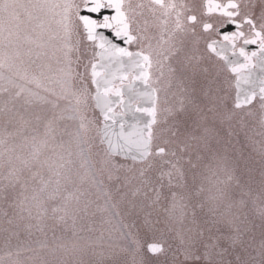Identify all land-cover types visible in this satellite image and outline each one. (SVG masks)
Segmentation results:
<instances>
[{
  "label": "snow or ice",
  "instance_id": "1",
  "mask_svg": "<svg viewBox=\"0 0 264 264\" xmlns=\"http://www.w3.org/2000/svg\"><path fill=\"white\" fill-rule=\"evenodd\" d=\"M155 5L165 9V16L178 7L175 3L165 4L164 0H155ZM81 7L92 13L110 8L114 9L115 15H106L103 21H98L81 15ZM179 7L182 11L176 13L174 28L169 31L165 20V28L156 38L154 46V37L148 34L146 27L147 21L145 28L137 29V34L133 35L134 16L130 13H134L135 9L131 4L125 5L124 0H83L82 4H77L74 0L55 4L30 0H0V69H7L11 73L5 77L6 84L19 87V91L12 98L25 92L29 96H38L30 88L16 85V79H19L35 84L37 88L42 87L56 96L54 108L59 107V101H65V108L61 109L58 118L63 119L64 113L69 112L70 119L79 120L74 142L77 154L82 158L81 168L86 167L93 149H97L96 155L102 165L101 172L109 181L115 180L121 188H128L133 197L141 190L146 198L153 192L156 196L153 203L160 199L162 193L156 189V185L164 176L168 177L169 185L175 179L177 186L187 187L186 165L189 170H193V179L194 170L201 166L210 171L213 164L216 170H229L231 166L234 171L244 165L241 156L229 152L234 134L231 124L238 111L247 107V115H252V109L258 103L262 114L261 123L264 125V0H230L227 5L208 0L205 5L207 14L220 11L225 19L219 24L230 22L236 25V31L223 33L222 41L225 43L219 48L217 45L221 41L212 38L213 33L216 36L221 35L219 24L214 28L203 15H197L195 4ZM48 15L58 17V31L49 35L45 41V33L50 27L45 26V17ZM80 23L83 24L87 41L94 45L91 58L88 57L89 49L81 46ZM201 26L203 31L200 30ZM244 26L248 28L247 33L242 30ZM97 28L112 29L115 36L122 38L126 44H137L138 50L130 51L127 47L112 43L103 34H98ZM177 33L182 36L179 41L176 39ZM53 39L59 41L53 52L59 68L55 77L46 84L25 65L21 48L25 44L29 45L26 53L31 56V45H35L38 49L35 55L39 59L47 56L43 49ZM241 40L243 45L259 46V52L251 53L244 46L239 47L238 55L243 57V63L230 60L224 55L228 46H231L235 54L237 42ZM97 48L99 51H96ZM213 54L223 63L214 61ZM96 57H100V61ZM257 57L261 76L258 81H253L251 72L257 66L253 59ZM124 58L137 71L132 80L143 84V91L127 100L123 81L128 76L110 78L106 70V64L123 65ZM154 66L159 71L155 78ZM44 67L40 65L41 75ZM117 79L121 81L120 86L115 83ZM233 87L234 100L231 95ZM0 91L7 93L9 88L4 87ZM136 98L143 101L134 110L142 119L126 124L131 101ZM117 105L125 111L117 112ZM95 109L99 110V115L89 116V112L94 113ZM11 119L9 117L8 122ZM56 119L57 117H53L48 121L49 128ZM40 155V148L35 147L30 158L18 159L24 168L31 169L36 165L40 169L47 167L52 173L56 186L46 196L45 192L52 179L44 180L41 176L42 187L33 189L31 197L24 196L22 200H18L14 195L16 186L20 184L23 188L27 187V181L22 180L23 168H16L11 160L5 164L7 172L0 184V202L6 206L3 216L7 226L15 225L19 228L22 221L33 218V209L36 211L35 219L41 223L47 213L46 202L57 197L62 179H71L70 169L67 167L72 163L71 159L65 161L64 156L59 155L57 160H41ZM71 155L69 151L68 156ZM37 175L40 173H34L33 179ZM78 175L81 182L88 179L87 171ZM261 175L264 183V171ZM229 179L232 177L229 176ZM169 195L173 209L177 207V201L181 202L180 216L181 219L188 220L189 227L181 237L180 254L183 259L173 258L171 261H163L162 264H264V241L258 251H249L243 239L245 227L231 213V204L227 205L226 210H220L226 199L225 193L221 192L218 197L212 198L215 203L207 212L203 211V202L193 204L190 219L185 212L186 205L182 203L189 197L173 191L171 187ZM73 198L78 200V197L69 194L64 206L53 208L52 211L63 212L65 216L71 214L75 209L70 207L69 200ZM127 203L130 210L138 207L135 200ZM197 208L202 213L199 216ZM24 212L27 217L22 215ZM261 215H264V209L261 210ZM26 227L30 228L32 225L29 223ZM7 230L8 227L5 228ZM72 250L83 251L75 243L72 244ZM148 250L152 254H162L165 251L157 243L149 244ZM121 253L130 259H117L113 264H149L140 255L138 245L136 248L114 245L113 255L119 256ZM227 255H235V260L226 259Z\"/></svg>",
  "mask_w": 264,
  "mask_h": 264
},
{
  "label": "rangeland",
  "instance_id": "2",
  "mask_svg": "<svg viewBox=\"0 0 264 264\" xmlns=\"http://www.w3.org/2000/svg\"><path fill=\"white\" fill-rule=\"evenodd\" d=\"M30 2L55 4L63 3L64 0H30ZM57 19L58 17L52 15L45 17V26H50L45 33V41L48 40L49 35H54L58 31ZM58 43V40H51L43 49L47 52V56L39 59L35 55L38 51L35 45H31L33 48L31 56L26 53L29 45L25 44L21 48L25 65L46 84L55 77L59 68L56 55H53ZM40 65L45 66L43 75ZM166 65L165 73H167ZM157 72L159 73L156 68ZM9 75L11 73L7 69H0V89L9 88L7 93L0 91V184L3 183L2 177L7 172L5 164L11 160L13 166L23 168L22 180L27 181L26 188L21 187L20 184L16 186L14 195L18 200H22L24 196L31 197L33 189L42 187L41 176L44 180L52 179L45 196L53 190L56 186L55 177L47 167L40 169L34 165L31 169L24 168L21 160L18 159V157L30 158L35 147L40 148L41 160L45 158L57 160L59 155H63L65 161L71 159L72 163L67 165L71 179L61 180L57 197L46 202L47 213L41 223L35 219L36 211L33 209V218L22 221L19 228L15 225L7 226L3 216L6 206L0 202V264H113L117 259H130L123 253L119 256L113 255V246L116 244L129 248H136L138 245L140 255L149 264H162L163 261H171L173 258L182 260L181 237L186 233L189 223L187 219H181L180 201H177L175 209L172 208L169 187L189 197L182 202L186 205L185 212L189 219L193 204L203 202L205 205L203 211L207 212L215 203L212 198L218 197L221 192L225 193L226 199L220 210H226L227 205L231 204L230 211L243 223L247 237L264 236L261 233L264 226L260 222V218L264 217L261 215L264 207L255 206V199H252L251 208L247 204L244 205L243 196L246 192L231 170V166L229 170H216L213 164L211 171L200 167L195 179L189 173L191 170L187 168L186 188L177 186L175 179L169 185L168 177L164 176L156 185V189L162 194L155 203L153 201L156 196L153 192H150L149 197L146 198L144 191L141 190L133 197L128 188H121L117 181H109L106 175L102 174L100 158L96 155L97 149H93L86 167L81 168L82 158L77 154L74 142L79 120L70 119L69 112L64 113L63 119L58 118L61 109L65 108V101H59V107L54 108L53 102L56 101V96L42 87L37 88L35 84L19 79H16V85L30 88L34 93H38V96H29L25 92L19 97L12 98L14 93L19 91V87L6 84L5 77ZM91 103L94 104L93 101ZM93 114L98 115L96 110L94 113L89 112V116ZM9 117L12 118L11 122H8ZM53 117L57 119L49 128L48 121ZM69 151L72 153L70 157ZM85 171L88 173V179L81 182L78 173L83 174ZM165 171H167L166 167ZM37 172L40 175L33 179V174ZM229 176L232 179H229ZM161 185H163L162 189ZM69 194L78 197V200L74 198L69 200L70 207L75 211L67 216L63 212L54 213L52 209L62 208ZM130 200H135L137 203L138 207L135 210L129 209L127 201ZM9 212L11 214V210ZM197 214L198 216L202 214L199 208ZM22 215L27 217L26 212ZM61 216L64 218L61 219ZM29 223L32 225L30 228L26 227ZM6 227H8L7 231H5ZM151 238L153 242L165 239L164 253L154 255L147 253L146 246L149 241L146 243V240ZM73 243L83 251H73Z\"/></svg>",
  "mask_w": 264,
  "mask_h": 264
},
{
  "label": "flooded vegetation",
  "instance_id": "3",
  "mask_svg": "<svg viewBox=\"0 0 264 264\" xmlns=\"http://www.w3.org/2000/svg\"><path fill=\"white\" fill-rule=\"evenodd\" d=\"M75 3L77 4H82L83 0H74ZM125 5L131 4L133 6V8L135 9L134 13H130V15L134 16V22H133V35L137 34V29H143L145 28V21H147V30H148V34L153 36L154 39L152 41L153 45H156V38L159 37L160 33L163 31V29L165 28V24L163 23L165 20L167 21V28L170 31L172 28H174V21H175V16L177 12L182 11V9L179 7L180 5H188L191 6L193 4H195L197 6V15H203V18L206 19L209 23L213 24V27L215 28L217 26V24H219L220 21L224 20V16L220 11H216L213 12L211 14H207L206 13V8L205 5L207 4L208 0H164L165 4H171V3H175L178 7L172 11H169V14L167 16L164 15L165 9L160 8L159 6L155 5V0H124ZM230 2V0H213V3L215 4H220V5H227ZM140 5H143V7H138ZM83 10H86V8L81 7L80 9V14ZM85 16H90L92 19L98 20V21H103V17L104 16H111V15H115V11L114 9H110V8H104L101 9L100 12L98 13H92L89 12L87 9V13L84 14ZM201 31H203L202 26H201ZM243 31H245V33L248 32V28L247 26H244ZM98 34H103L105 37H107L109 40L112 41V43L114 44H118L121 47H127L129 48L130 51H137L138 50V45L133 43L131 45H128L124 42V40L120 37H116L115 33L113 32L112 29H105V28H97L96 29ZM236 31V25L232 24V23H223V24H219V32H220V36H216L213 33V39H218L221 41L220 44L217 45V47H221L225 42L222 41V35L224 32H233ZM79 39L81 42V46L82 47H87L89 49L88 51V57L91 58L93 56V52H92V48L94 47V45L92 44V42L87 41L86 39V32L84 31L83 28V24L80 23L79 25ZM165 36H167V32L164 33ZM182 38L181 34L177 33L176 35V39L177 41H179ZM75 39V38H74ZM98 43V42H97ZM146 43V42H145ZM240 46H244L246 48V51L251 53V52H259V46L258 44H249V45H243V41H238L237 42V49H236V53H233V50L231 48V46H228L225 51H224V55L227 56L230 60L233 61H239L240 63H243V57H240L238 55V51H239V47ZM96 51H99V49L97 48ZM97 61H100V57H96L95 58ZM127 61V58H124V61ZM213 60L214 61H219L221 64L223 63L222 60L219 59V57H216L213 54ZM130 64H132L131 62H129ZM253 63L254 64H259V58H254L253 59ZM165 64H167V62H165ZM167 66V65H166ZM260 67V66H259ZM258 68V66H256L255 69L256 70ZM261 72V70H260ZM121 75H127L128 79L123 81V85H129L131 83H133L134 81L132 80L133 77V72L132 71H128L126 73H124L123 71H120ZM153 75L154 78L155 76H158L159 73H156V67L154 66L153 68ZM260 78V77H259ZM115 83L117 86H120L121 81L115 80ZM234 83V81H233ZM95 88L94 86L92 87V92L94 93ZM258 91V89H257ZM231 95L233 97V100L235 98V89L233 87V90L231 92ZM258 100V97H257ZM116 111H118V108H116ZM240 113H243L245 116H249L252 117V122H256L257 127H259L262 131H264V125H262L261 123V112L259 110V104L255 103V106L252 109L253 114L252 115H247L248 112V108L245 107L243 110L239 111ZM255 117V119L253 118ZM121 158H118V160ZM122 162V161H121ZM245 185V184H244ZM244 205L247 204V206H249V208H251L252 206V198L250 196V193L244 189ZM261 206L264 207V201L263 204L261 203ZM247 208V207H246ZM260 222L263 223L264 226V217L260 218ZM261 233L264 234V230L261 231ZM249 235V234H248ZM153 238H151L150 240H146V243L148 242V244L150 243H155L152 240ZM244 239V243L245 246H247L249 248V251L255 250L258 251L262 241H264V236L262 237H247L246 234L243 237ZM155 241V239H154ZM160 243L162 244H166L165 239L163 240H159ZM237 251H239V249H237ZM227 259L229 260H235V255H228Z\"/></svg>",
  "mask_w": 264,
  "mask_h": 264
},
{
  "label": "trees",
  "instance_id": "4",
  "mask_svg": "<svg viewBox=\"0 0 264 264\" xmlns=\"http://www.w3.org/2000/svg\"><path fill=\"white\" fill-rule=\"evenodd\" d=\"M231 126L234 134L231 137L229 152L241 156L244 161V165L236 168L234 173L251 198L256 200L254 205L261 206L264 201V183L261 175L264 171V131L257 127L256 122H252V117L245 116L239 111ZM185 167L187 171V165ZM198 169L200 167L194 170L195 174L198 173ZM189 173L193 176V170Z\"/></svg>",
  "mask_w": 264,
  "mask_h": 264
},
{
  "label": "water",
  "instance_id": "5",
  "mask_svg": "<svg viewBox=\"0 0 264 264\" xmlns=\"http://www.w3.org/2000/svg\"><path fill=\"white\" fill-rule=\"evenodd\" d=\"M86 13H87V9L86 10H83L81 12V15H84ZM257 66H258V68L256 70H252V72H251V78H252L253 81H258L259 80V77L261 76L259 64H257ZM106 70H107L110 78L112 76H119V75H121L120 74V71H123L124 73H126L128 71H132L133 72V76L137 74V71L133 67V65L130 64L129 62H127L126 60L124 61V64L123 65H121L119 63L106 64ZM124 89H125V99L127 100L130 96L131 97H136L138 92L143 91V84L141 82H139V81H134L133 83H131L129 85H125L124 86ZM134 100H138V102L136 104H132V102ZM142 103H143V101L140 100V99H138V98L132 99V101H131V108L127 112V118H126V121H125L126 124H131V123H134L138 119H142V117L140 116L139 113H135L134 112L135 107L137 105H139V104H142ZM119 109H120V112L125 111V109L123 107H121V106H119ZM98 112H99V110H98ZM157 244H159V243H157ZM148 245H147V252L149 254H151V255H154V254H152V253L149 252ZM160 245H162V244H160ZM162 247H163V245H162Z\"/></svg>",
  "mask_w": 264,
  "mask_h": 264
}]
</instances>
